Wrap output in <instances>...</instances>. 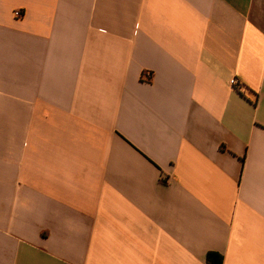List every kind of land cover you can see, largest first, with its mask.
<instances>
[{
    "label": "crops",
    "instance_id": "1",
    "mask_svg": "<svg viewBox=\"0 0 264 264\" xmlns=\"http://www.w3.org/2000/svg\"><path fill=\"white\" fill-rule=\"evenodd\" d=\"M209 254L264 264V0H0V264Z\"/></svg>",
    "mask_w": 264,
    "mask_h": 264
},
{
    "label": "built area",
    "instance_id": "2",
    "mask_svg": "<svg viewBox=\"0 0 264 264\" xmlns=\"http://www.w3.org/2000/svg\"><path fill=\"white\" fill-rule=\"evenodd\" d=\"M16 15L19 16L20 12H17ZM231 84L234 86H237V88H239V90L241 89V86H240L239 81L237 79H232Z\"/></svg>",
    "mask_w": 264,
    "mask_h": 264
},
{
    "label": "trees",
    "instance_id": "3",
    "mask_svg": "<svg viewBox=\"0 0 264 264\" xmlns=\"http://www.w3.org/2000/svg\"><path fill=\"white\" fill-rule=\"evenodd\" d=\"M207 261H208L209 264H214L213 258H212V254L208 255Z\"/></svg>",
    "mask_w": 264,
    "mask_h": 264
}]
</instances>
